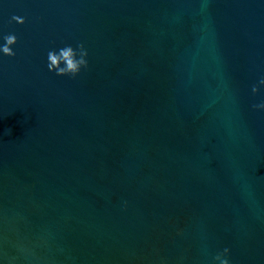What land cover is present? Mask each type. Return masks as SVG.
<instances>
[{"label": "water", "instance_id": "95a60500", "mask_svg": "<svg viewBox=\"0 0 264 264\" xmlns=\"http://www.w3.org/2000/svg\"><path fill=\"white\" fill-rule=\"evenodd\" d=\"M9 35L0 264H264V0H0Z\"/></svg>", "mask_w": 264, "mask_h": 264}, {"label": "clouds", "instance_id": "9594fccd", "mask_svg": "<svg viewBox=\"0 0 264 264\" xmlns=\"http://www.w3.org/2000/svg\"><path fill=\"white\" fill-rule=\"evenodd\" d=\"M13 21L23 23L24 20L19 16H13ZM16 43L15 35H9L5 42L0 43V55L12 57L15 55L12 46ZM88 52L83 46L79 44L76 48L71 45H64L59 49L49 50L46 56V68L49 73H54L59 77H77L82 69L88 67ZM264 85V79L259 81ZM252 92H257V87H252ZM256 109L264 110V103L253 106ZM209 264H231L230 249L225 247L222 251L216 252L212 255Z\"/></svg>", "mask_w": 264, "mask_h": 264}]
</instances>
